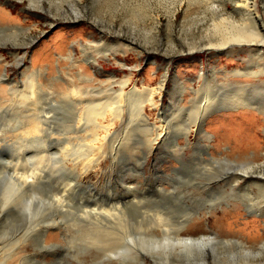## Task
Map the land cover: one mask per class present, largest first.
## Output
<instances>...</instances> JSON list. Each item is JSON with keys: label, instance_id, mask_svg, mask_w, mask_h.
<instances>
[{"label": "rangeland", "instance_id": "rangeland-1", "mask_svg": "<svg viewBox=\"0 0 264 264\" xmlns=\"http://www.w3.org/2000/svg\"><path fill=\"white\" fill-rule=\"evenodd\" d=\"M222 4L228 6V13H231L234 3L230 0H207L203 3L183 0L181 4L180 0H0V132L4 134H0V139L3 140L0 143L3 147L0 152V190L8 179L7 173L9 176L27 175L37 167L47 168L46 185L34 192L26 191L24 197L0 210V257H2L0 263L3 261L4 264H228L227 250L232 249L234 253L239 250L232 241L225 242V239L240 238L248 245L264 242L263 216L260 211L253 212V209H248L245 205L249 199L254 198L257 202L264 192L254 186L249 189H237L235 180L225 177L227 171L224 169H218L214 174L205 172L206 165L199 156L196 135L191 138L195 144L188 148V143L180 132V127H183L188 118L187 109L197 97L189 88L201 89L202 73H205L210 81L215 77L220 84L258 81L244 75L237 79L232 77L233 73L247 69L249 55L246 53H223L215 57L206 52L188 54L190 48L204 47L214 39L213 14L216 11L214 8L225 10L226 7ZM173 5L177 9L175 15L170 16L168 10ZM258 7L264 17V0H258ZM104 41H106L104 46L102 45L104 49L111 47L108 51L112 52L117 46L129 50L126 57L118 55L122 62L100 60L110 74L114 73L117 79L131 78L133 85L136 83L140 88L142 83L145 87L157 88L165 82L166 89L155 97L159 108L157 110L147 108L148 121L143 123L138 120L116 126L114 141L104 148L106 152L113 153L115 160L109 154L101 153L96 168L92 166L91 171L84 177L85 182L93 184V189L85 184L78 191L67 194L66 206L60 212L57 207L50 205L49 201L53 195L59 196V192L66 188L67 182L71 183L72 175L70 172H63L62 169L65 161L69 160V155L64 154L61 149L54 148L48 150L47 154L39 152L42 146L36 144L25 145L22 147L24 152L17 149L19 138L16 132H13L16 125L9 121L24 118L25 111L32 108L33 102L18 97L13 99L9 90L17 82L23 85V82L29 83L30 80L36 79L43 85L44 92L53 94L48 97L49 100L43 99V102H52L54 99L57 101L62 99L61 96L66 92L70 78L77 80L78 74L94 79L93 82L85 83L87 87H93L94 84L98 86V81L103 79L96 75L94 67L84 61L86 58L83 56V49L89 43L97 45ZM89 49L86 50L90 51ZM25 50L21 62L20 57L24 55ZM90 53L98 58L96 51L92 50ZM73 57L78 61L74 66L70 59ZM257 63L264 67V60ZM6 70L11 82L2 79ZM229 75L231 79L226 78ZM200 94L202 95V92ZM201 95L198 97L201 98ZM44 104L43 108L54 113L52 124L56 134L66 133V124L71 120L68 104ZM180 108L184 110L180 112ZM160 115L172 120L170 133L163 143L153 146L150 145L152 140L161 132L160 126L165 124L163 120L161 121ZM259 122H262V118L256 111L248 108L235 110L226 108L209 117L202 126V133L208 134L211 138V145L215 148L211 150L215 154L217 151L227 153L236 146L238 149L234 153L235 157L264 155V127ZM251 132H256L260 140H254L252 145L243 146L244 141L239 134L246 137ZM57 135L56 138H61ZM228 136L231 143L224 141ZM172 139H177L181 149L172 152L174 151ZM50 141L52 145L55 144L54 139ZM31 198L36 206L37 203L43 202L42 212L39 213L44 216L40 219L43 218L41 225H44L45 220L56 222L47 235L43 236L51 244L50 249L44 253L39 247L42 232L38 229L33 230L38 231L37 233L31 230L32 234L27 232L28 225L22 220L26 215L22 213L21 208L24 207V201ZM96 207V211L101 213L99 217L102 220L99 217L93 220V213L92 216H86V213L82 212ZM102 209L106 211L101 212ZM114 210L117 215L120 213L121 217L126 213L122 221L125 223L124 228L119 220H109L106 217L116 214ZM157 213L171 219L167 224L173 232L172 236L176 235V231L180 237L205 235L209 242L206 241L203 245L195 244L196 248L193 245L181 247L172 244L175 246H169L166 252L153 248L150 243L138 244L137 242L142 238L144 240V237L150 239L149 236L160 235L159 225L166 221H158ZM212 214L219 219L214 220ZM77 215H85V218L82 216L81 220ZM84 220H88V224ZM113 220L119 224L112 222ZM114 223L118 226L116 227ZM137 224L142 226V229L138 227L139 231ZM96 225L97 228L93 232ZM155 226L156 229L153 228ZM100 230L103 235L98 233ZM119 230H122V233ZM136 232L140 233L136 235ZM104 234L107 236L109 234L110 238ZM118 234H122V238L119 235L118 239ZM124 235L129 237L133 235L132 240L134 237L138 239L133 240L134 245L131 243L133 248L128 251L130 253L122 251L129 254L126 256L124 254L122 256V252L119 251L124 242L122 241ZM111 238L113 241H110ZM106 241L110 243L106 244ZM54 243H57L56 247ZM35 245H38L39 249ZM244 253L241 252V255L247 257V253ZM263 253H252V256L264 263ZM25 254L28 256L18 262ZM8 255L10 258H4Z\"/></svg>", "mask_w": 264, "mask_h": 264}, {"label": "bare ground", "instance_id": "bare-ground-1", "mask_svg": "<svg viewBox=\"0 0 264 264\" xmlns=\"http://www.w3.org/2000/svg\"><path fill=\"white\" fill-rule=\"evenodd\" d=\"M7 1H9V0H7ZM189 1H192V0H189ZM195 1H200V3L207 2V0H195ZM230 1H232L234 3V8L231 10V13H228V6H225L223 4H222V6L226 7L225 10L227 12L225 10H223L224 8L223 9H220V8L215 9L214 8V10H216L213 14L215 16L213 18V23H214V27H213L214 34H213V36H214V39L211 40L209 42V44L205 45L204 47H201V48L192 47V48H190L188 54H199L201 52H206L209 55H211L212 57H215V56H220L223 53H226V54L246 53L249 55V60H247L249 62L247 69L244 71H237V72L233 73L232 77L237 79V78H240L242 75H244L247 78H251V79L253 78V79H256L258 81L251 82V81H253V80H251V81H246L247 83H244V82H236V83L229 82L228 83L227 82L224 84L223 83L220 84V82L218 83V81L214 79L215 78L214 76H213L214 78L211 79L212 81H210L209 78H207V76L205 75V73H202L200 75V80L203 81V84H202L203 86L201 87V89L195 90L194 88H189V91L196 94L197 97L192 100L190 108L187 109V110H189V113L187 114L188 118L183 123L184 124L183 127H180L181 128L180 132H182L181 136L188 143V145H187L188 148L193 146L192 144H195V143H192L191 138L194 137V135H196V139L198 140V145H199V150H200V152L198 151V153H199V156H201V161L204 162V164L206 165L205 170H204L205 172H213V174H214L215 173L214 171H217L218 169H224V171H227L224 174L225 177L233 178L235 180L234 183L237 185L236 186L237 189L238 188L249 189L251 186H254L258 190H262L264 192V172H262V170H261L264 168V163H260V162H264V155H258V156L253 155L252 157H244V158L235 157L234 153L238 149L236 146L234 148L230 149V151L227 153L217 151L215 154L211 150V149H215L211 145V138L208 136V134L202 133V126L207 122L209 117L212 114H215V112H217L221 109H226V108H228V109L231 108L234 110L235 109L248 108V109L253 110L254 112L256 111L259 113V116H261V118H262V122H259V124L261 123L262 126L264 127V81H263L264 67L261 66L260 63H257L261 60H264V17L260 14L259 7H258V0H230ZM182 2H183V0H180V4ZM176 9L177 8L174 5L172 8H169L168 12L170 13V16L175 15ZM6 29H7V27H6ZM14 36H15V38L17 37L16 35H14ZM104 43H106V41L99 42L97 45L89 43L88 45L84 46V49H83V54H84L83 56L86 58L84 61H86L92 67H94L96 70V75L103 79L101 81H98L99 82L98 86H94L95 85L94 84V85H92L93 87H87L85 85V83L86 82H89V83L93 82L94 79L92 77L90 78L89 76H88L89 78L84 77V76H87L84 74H83L84 76H82V74H78L77 80H75L76 78H73V77L70 78V82L66 87L67 88L66 92H64L61 96L62 99L58 100V101L54 99V100H52V102H50V101L43 102V99L49 100L48 97L50 95L52 96L53 94H50V93L48 94V93L44 92L43 85L41 83H39L36 79L30 80L29 83L27 82L28 84L26 82H23L22 83L23 85H19V83L17 82L15 84V86L13 85L9 90L10 96L13 99L18 97V99L20 98V99H23L24 101L26 100V101L31 102V103L33 102L32 108L27 109V111L28 110H30V111L29 112L25 111L26 115L24 114L25 115L24 118L17 119L14 121H9V122H12L16 125L13 132H16V135L19 138V144H17V146L19 148H17V149H19L20 152L21 151L24 152L22 147H25V145H28V144L29 145L36 144L38 146H42L41 149H39L40 147L38 148V146L35 145L39 149L38 150L39 152H45L47 154L48 150H50L51 148H54V149H61L62 151L65 152L64 154L69 155V160L65 161L62 169H64L63 172L64 171L70 172V175H72L71 183L67 182L66 188L61 190V193L59 192V196L57 194H55L51 197V200L48 199V200H50L49 201L50 205L54 206L55 208L57 207L60 210V212H62V210H64L63 208L66 206L65 200H66L67 194L78 191L80 188H83V185L85 186V184L88 185L89 187L91 186V188L93 189V184L85 182L84 177H86L85 175H87L89 173V171H91L92 166L95 167V165L98 164L99 155L101 153H105V154L107 153V154H109L110 157L113 158V156H114L113 153L111 151L106 152L104 150V148H106L107 145H109L111 142L114 141L116 126L118 124L120 125L123 123L129 124L133 121L135 122L138 120L143 121V123L145 121H148L149 117L146 114L147 108H154L157 110L159 108V104L157 103L155 97H156V95H161L162 92L166 89L165 82L161 83L157 88L156 87L155 88L145 87L144 83H142V88H140V87H138V85L136 83H135V85H133L134 82L132 83L131 78L126 77L124 79H117V76L114 73L110 74L103 67L102 62L100 60L106 59L109 62H111L113 60L116 62H122L121 59H119L118 55L122 54L124 57H126V54L129 50H128V48L122 49L120 46L119 47L117 46V48H115L114 50L112 49L113 51L111 52V51H108V49L111 47H109L108 49L103 48ZM86 49H89L90 51H92V50L96 51L98 53V58L96 56H94V54L90 53V51H87ZM25 53H26V50L24 51V55L22 57H20L21 62L24 59ZM70 59L73 61L72 62L73 66L77 64L78 61H76L74 59V57L70 58ZM256 60H258V61L256 62ZM6 72H7V70L5 71V74L3 75L2 79L4 81H10L11 82V80L8 77ZM105 73H107V75H105ZM34 75H36V74H34ZM226 78L231 79L230 75L226 76ZM116 87H118V89ZM181 92H183V90ZM201 92H202V95L200 94ZM198 95H201L200 96L201 98H199ZM42 103L43 104L44 103H52V104L53 103H55V104L56 103H61V104L65 103L66 105L68 104V109L70 110L69 117L71 120L68 122V124H66L67 125L65 128L66 133L63 132L64 134L60 133V135L56 134V132L53 128L54 126L52 124V120L54 118V116L52 114H54V113L51 110H47V109L43 108ZM183 108L185 109V107H183ZM183 108H180L179 111L182 112V110H184ZM63 109H65V108L63 107ZM160 118H161V121L163 120V123H165V124H163V126L162 125L160 126L159 129L161 130V132L159 134H157V136L152 140V143L150 145H153V146H156V144L163 143L164 140L167 138V136L170 133L169 132L170 131L169 129L171 126L170 122L172 120H168V118L163 117V115L162 116L160 115ZM122 127H123V125H122ZM256 132H254V133L251 132L246 137H243L241 134H239L242 138L241 140L244 141V145L243 144L242 145L248 146V144L252 145L254 140L259 141L260 139L256 135ZM0 134H1V132H0ZM1 135H4V134L2 133ZM56 135L61 136V138H56L55 137ZM176 138H177V136H176ZM53 139L55 140V144L52 145V141H50V140H53ZM238 139H240V138H238ZM48 140L50 141L49 144L47 143ZM172 140H173L172 146L174 147V151H172V152H175L178 149H181L180 144L177 141V139H175V140L172 139ZM224 141H226V143H231V138L228 136L225 138ZM1 142H3V140L0 139V143ZM10 147H12V146H10ZM2 148L3 147L0 144V152H1ZM9 149H11V148H9ZM32 149L35 150V148H32ZM26 150H28V149H26ZM101 159H102V156H101ZM113 159L115 160V157ZM103 160H105V158ZM234 167L242 168V169L235 170ZM9 168H10V166H9ZM37 168H36V170L31 171L32 172L31 174H27V175L21 174V175H16V176H12V175L9 176L8 175L9 173H7L8 179H7L6 183L4 182L2 184V188L0 190V204L2 203V208L0 210H3L4 208L9 207L12 203H15L16 201H18L19 199L24 197L26 191H28V192L33 191L34 192L35 190H39L42 186L46 185L45 180H46L47 168H43V169H39V168L37 169ZM92 171H94V170H92ZM18 174H19V172H18ZM2 175H3V173H2ZM47 177H49V175ZM234 188H235V186H234ZM250 193H252V191H250ZM35 194H36V192H35ZM35 194H33L34 198L36 197ZM131 202H133V201H131ZM245 205L248 209H251V210L253 209V212L260 211V214L263 216V219H264V194L260 197V199L257 202L254 201V198H253V199H249V201L246 202ZM23 206L24 207L21 208L22 213H24L26 216H24V219H22V220H24L28 225L27 232L31 233V231H33L35 229L36 230L38 229V231L40 230L42 232L39 247L42 249L41 250L42 253H44V251L46 252V251H48V249H50L51 244L48 241H46V237H43V236L47 235V232L49 231V229L51 227H54L56 225V222L53 220H47V221L45 220L44 225H41L44 216L39 215V213L42 212L43 202L37 203V206H36L35 201L33 200V198H31L29 200L24 201ZM236 206H238V204ZM20 207H21V205H20ZM93 207H95V206H93ZM111 207H113V206H111ZM102 208H104V207H102ZM113 208H115V206ZM118 209H117V211H118ZM19 210H20V208H19ZM96 210H97V207L96 208H90L87 210V212L86 211H82V212H83V214L86 213V216H92V213H93L92 217L94 220V219H98L99 215L101 214L100 212H97ZM103 210H105V209H102L101 212ZM123 210H124V208H123ZM109 211L112 212V210H109ZM120 211H118V212H120ZM222 211L224 212L225 210H222ZM114 212H116V211L114 210ZM122 212H124V211H122ZM119 214L120 213H118V215H117V212H116V214L113 213V214L106 216V217L109 220L116 219V220H119V222L124 221V217H125L124 214H126V213H123V217L119 216ZM212 215H213L212 218L214 220L219 219L217 216H215V214H212ZM82 216H78V218L81 219ZM18 217L20 218L21 216H18ZM41 217H43L42 220H40ZM154 217H155V215H154ZM99 218L101 219V217H99ZM157 219H158V221H161V222L166 221L165 223H161L159 225L160 226L159 227L160 228V231H159L160 235L155 236V237L149 236L150 239H146L144 237V240H142L143 239L142 238L139 240V242H137L138 244L144 243V245H146V244L150 243L153 246V248L162 249L163 251L166 252V249L167 248L169 249V246H171L172 244H176V245L181 246V247H188L191 245L194 246L195 244H202L203 245V243H205L207 241L205 235L200 236V237H180V236H177L178 231L175 232V234H176L175 236H172L173 232L170 231L169 225L167 224V223L171 222V219L165 215L160 214V213H157ZM125 220H126V218H125ZM129 220H131V219H129ZM77 221H75V224ZM84 221H86V220H84ZM126 221H128V220H126ZM153 221L154 220H152V222ZM112 222L117 223V221H115V220H113ZM130 222H132V220ZM80 223H81V221H80ZM82 223H85V222H82ZM95 223H97V222H95ZM123 223L124 222L120 223V225H122V227L124 228L125 223L124 224ZM87 224H88V222H87ZM117 224H119V223H117ZM89 225H91V224H89ZM93 225H95V224L93 223ZM93 225H92V227H93ZM97 225H99V223ZM97 225L95 228H93L94 229L93 232L96 230ZM153 225H155V224H153ZM103 226H101V227H103ZM106 226H107V224H106ZM115 226H116V224H115ZM136 226H137V228L139 227L142 229L141 225L138 226V224H137ZM164 226H166V227H164ZM92 227H91V229H92ZM139 228L137 231H139ZM153 228L156 229V226ZM83 229H84V227H83ZM146 229H148V228H146ZM105 230L106 229H104V231ZM38 231H35V232L37 233ZM64 231H66V230H64ZM78 231L80 232V230H78ZM126 231H127V229H126ZM130 231H129V233H130ZM107 232L109 233V230ZM110 232H112V230ZM98 233L102 234V231L98 232ZM98 233H97V235H99ZM131 233L133 234V232H131ZM137 233L138 232H136V235H137ZM145 233H146V231H145ZM85 234L86 233H84V235ZM106 234H104V235H106ZM112 234H113V232H112ZM82 235H83V233H82ZM113 235L111 236L112 238H113ZM119 235L120 234H118V237H117L118 239H120ZM95 236H94V238H95ZM109 236L110 235L108 234L107 237H109ZM120 236L122 238V234ZM86 237H88V236H86ZM132 237H133V235H132ZM132 237H129L126 235L123 236L122 241H124V242L121 245L120 249L118 248L119 251H121V252L125 251L127 253L131 248H133V246H131V243L133 242L135 237L133 240H132ZM114 238H115V236H114ZM140 238H141V236H140ZM37 239H39V238H37ZM25 240H27V239H25ZM88 240H89V238H88ZM100 240H101V238H100ZM115 240L117 241V239H115ZM115 240H114V242H115ZM135 240H138V239L136 238ZM110 241H113V239ZM220 241H223V239L222 240L220 239ZM224 241L230 242V243L232 241V243H234L236 248L239 250L237 253H234V251L232 249L227 250L226 254H228V256H227L228 259L226 261H228V262H226V263H228V264H264V263L258 261L259 258L252 256L254 253H256V254L257 253H260V254L263 253L264 242H262L261 244H257V245L256 244L255 245H251V244L248 245L246 242H244V240H242L240 238H238V239H225ZM94 242L96 244V241H94ZM118 242H120V241H118ZM207 242H209V241H207ZM90 243H91V241H90ZM108 243H110V242H107L106 244H108ZM52 244H53V242H52ZM54 244L56 247L57 243H54ZM207 244H209V243H207ZM133 245H134V242H133ZM104 246H106V245H104ZM174 246L172 245L171 247H174ZM178 246H177V248H178ZM14 247H16V246H14ZM36 247L39 249L38 245ZM177 248H175V249H177ZM193 248H192V250H193ZM108 249H109V245H108ZM179 249H182V248H179ZM110 251H112V250H110ZM179 251H181V250H179ZM193 251H195V249ZM240 251L245 252L244 254L247 253V257H243L241 255ZM123 252H122V256L129 255V254H125ZM42 253H40V254H42ZM119 253L120 252H118V254ZM128 253H130V252H128ZM116 254L117 253H115V255ZM140 254H141V252H140ZM137 255H139V253ZM27 256H28V254L22 255L19 258L18 262H20L22 259H24ZM29 257H31V255ZM163 257H165V256H163ZM1 258L2 257H0V259ZM4 258H10V255H8ZM43 258H44V256H43ZM167 259H168V257H167ZM5 260H7V259H5ZM193 262H194V260H193ZM4 263L5 262L1 261L0 264H4ZM189 264H191V263H189Z\"/></svg>", "mask_w": 264, "mask_h": 264}]
</instances>
